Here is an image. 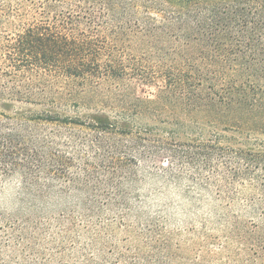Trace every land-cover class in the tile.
<instances>
[{
	"label": "trees",
	"instance_id": "16d2710c",
	"mask_svg": "<svg viewBox=\"0 0 264 264\" xmlns=\"http://www.w3.org/2000/svg\"><path fill=\"white\" fill-rule=\"evenodd\" d=\"M133 82L162 84L157 99L114 115L59 108ZM259 135L264 0H0V188L20 178L34 213L65 200L56 229L70 222L71 245L81 221L149 219L148 177L192 204L197 264L211 251L264 264V149L244 144ZM158 201L163 229L178 205Z\"/></svg>",
	"mask_w": 264,
	"mask_h": 264
},
{
	"label": "rangeland",
	"instance_id": "374dc122",
	"mask_svg": "<svg viewBox=\"0 0 264 264\" xmlns=\"http://www.w3.org/2000/svg\"><path fill=\"white\" fill-rule=\"evenodd\" d=\"M161 85L133 82L111 88L104 87L91 94V101L61 104L59 108L74 116L96 113L97 110L114 115L113 106L117 104H150L149 101L157 99ZM159 115L164 120L179 119L189 125H194L193 122L200 120L196 114L170 115L169 112L161 111ZM192 135L194 138L199 136L197 131ZM263 143L264 136L259 135L258 138L254 136L248 139L244 144L251 149H264ZM159 162L162 164L165 159H160ZM186 184L187 182L183 183ZM140 190L147 198V206L152 207L149 219L140 222L84 220L79 222L76 231L79 235L82 234L80 240L76 241V245H71L64 230V226L69 228L70 222L62 224L63 230H58L57 226L60 224L56 220L61 215V210H64L65 200L48 205L45 214L34 213L31 210L28 188L20 178H13L0 188V214L9 218L5 221V229L3 226L0 230V264H197L196 250L192 248L197 236H191L186 230L199 224L192 204L184 203L181 194L176 190H169L164 197L163 194L161 196L158 186L148 177L143 181ZM154 191H158L159 195L153 193ZM159 198L174 201L178 205L171 213L162 214L164 219L161 220L166 223L163 229L161 222L156 218V213L159 212ZM112 223L113 231L97 230L96 226L99 224L106 226ZM138 224H147L150 228L146 231L139 230ZM46 225L52 226L50 232L44 229L48 227ZM91 233L98 235L97 248L87 246L92 238L88 234ZM222 254L206 252L200 264H244L239 261L237 253Z\"/></svg>",
	"mask_w": 264,
	"mask_h": 264
}]
</instances>
